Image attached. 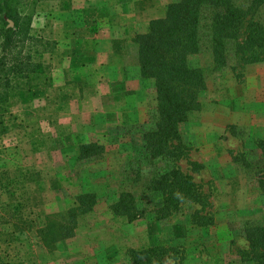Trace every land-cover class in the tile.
Segmentation results:
<instances>
[{
	"label": "rangeland",
	"instance_id": "obj_1",
	"mask_svg": "<svg viewBox=\"0 0 264 264\" xmlns=\"http://www.w3.org/2000/svg\"><path fill=\"white\" fill-rule=\"evenodd\" d=\"M88 1L109 18L114 10L112 21L129 26L130 38L116 37L125 32L121 25L108 27L96 14L77 12L84 0H17L19 10L31 16V35L46 48L43 61L51 80L29 95L10 93L3 105L0 264H132L130 249L158 244L170 248L164 264H253L243 261L240 251L248 244L243 221L264 217V189L253 165L257 142L264 146V61L215 67L209 53L192 56L207 86L199 94L200 110L180 124L184 155L174 162L151 159L142 134L156 105L152 79H142L137 96L132 81V88L115 100L105 83L107 67L91 61V53L116 50L112 57L134 66L135 34L144 32L154 16H163L160 8L173 0ZM110 36L115 38L111 48L105 44ZM87 142L103 145L104 153L75 161L77 148ZM172 162L206 194L208 205L201 214H211L212 223H194L197 204L185 203L181 212L166 217L155 211L162 195L146 191L148 180ZM29 172V179H23ZM123 191L140 195L143 215L128 220L113 213L111 205ZM80 193H94L96 202L87 212L76 210L72 221L69 211ZM18 208L20 219L14 216ZM27 218L33 229L21 231ZM47 220L70 225L73 234L47 249L36 231Z\"/></svg>",
	"mask_w": 264,
	"mask_h": 264
},
{
	"label": "trees",
	"instance_id": "obj_2",
	"mask_svg": "<svg viewBox=\"0 0 264 264\" xmlns=\"http://www.w3.org/2000/svg\"><path fill=\"white\" fill-rule=\"evenodd\" d=\"M17 3V0H0V133L7 130L2 110L10 93L29 95L34 88L51 80L43 61L46 48L31 35V16L22 13ZM6 19L12 21V26ZM134 41L139 73L142 78L152 79L156 95V105L150 111L151 121L142 134L143 147L151 159L174 162L186 149L180 124L200 110L199 94L207 86L202 67L193 65L191 57L209 53L215 67L234 61L235 65L264 61V0H173L166 5L163 16L151 19L144 32L135 34ZM257 143L253 165L259 174V185L264 189V146L261 141ZM103 153V145L87 142L79 145L74 160L92 159ZM244 156L241 154V160L248 167L251 164ZM173 162L148 180L146 191L162 195L161 205L155 211L166 217L181 212L185 203L197 204L199 208L191 215L194 223L198 226L212 223L211 214H201L208 205L206 194L192 175ZM23 175L28 180L31 173ZM76 201V208L69 211L72 221L77 211L83 213L93 208L96 195L80 193ZM140 201L139 194L123 191L111 210L133 220L146 211V205L142 206ZM14 216L21 218L19 208ZM64 225L47 220L36 230L47 249H52L62 237L73 234L72 228H67L70 225ZM242 227L248 243L240 251L242 260L264 264V217L246 219ZM31 228V220L27 218L20 230ZM63 229L67 230L62 234ZM168 248L158 244L130 249L129 257L132 264H164L163 255Z\"/></svg>",
	"mask_w": 264,
	"mask_h": 264
},
{
	"label": "crops",
	"instance_id": "obj_3",
	"mask_svg": "<svg viewBox=\"0 0 264 264\" xmlns=\"http://www.w3.org/2000/svg\"><path fill=\"white\" fill-rule=\"evenodd\" d=\"M124 1L126 3H131V2L135 1V2H138L139 4L146 2V0H124ZM84 3H85L84 7L76 8L75 10H77V12L79 10L80 11L79 13H81L82 15L90 16L91 14H96L97 16H100L101 22L103 21L105 23V25H107L108 27H110L111 25L115 26V27H118L119 25H121V27L123 28V30L125 32H123V34L122 33L118 34L116 37L117 38H123V39L126 37H128L127 39L130 38L126 34L127 31L132 30L129 26L126 27L122 23L119 24V23H115L112 21V17L114 16V10H113V13H111L109 15L110 16V18H109L106 15L102 14V12L99 11V10H101V6L97 7L96 4H94V6H91L93 4V2H90L88 0H84ZM166 5H167V3L160 9L161 10L165 9ZM69 10H74V9L70 8ZM125 12H127V9L124 10V13ZM138 14L141 15L140 12ZM156 17L154 16L151 19H154ZM114 21H116V20H114ZM112 23H114V24H112ZM147 25H148V23L146 22V25H145L143 31H145ZM121 27H119V29ZM92 37H94V36H92ZM86 39H83V40H86ZM113 39H115L114 36H112V37L110 36L109 38L107 37V39L105 40V44L106 45L108 44V46H110V48L112 47L111 42H114ZM115 53H116V50L115 51L109 50V52L106 55H100L99 52H97V53L93 52L91 54H93L95 57L91 61H94L96 65L97 64L99 66L104 65L107 67L105 73H107L106 76H108L107 78H109V80L105 81V83L107 86H109L113 89V92L110 95L111 98L113 97V99L117 100L119 93H124V91H126V89H128V87L132 88V86L130 84L132 81H135L137 83V88L134 87L135 89L133 90L136 92V96H137L139 93H142L143 83H144V80H142L143 78L141 77V75L139 73L137 50H136V55H135L134 66H132V67H128L126 65L123 66L121 64L123 62H120L119 58L112 57ZM96 65H95V67H96ZM109 73L112 75H115V76H111ZM118 74H121L120 78H119ZM150 246H154V245H150Z\"/></svg>",
	"mask_w": 264,
	"mask_h": 264
},
{
	"label": "water",
	"instance_id": "obj_4",
	"mask_svg": "<svg viewBox=\"0 0 264 264\" xmlns=\"http://www.w3.org/2000/svg\"><path fill=\"white\" fill-rule=\"evenodd\" d=\"M6 20L8 21V25H9V26H12V21L9 20V19H6Z\"/></svg>",
	"mask_w": 264,
	"mask_h": 264
}]
</instances>
